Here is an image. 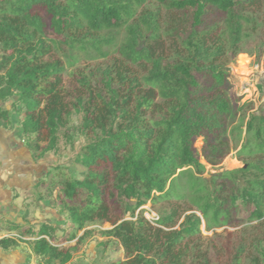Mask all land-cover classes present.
<instances>
[{
  "label": "trees",
  "instance_id": "16d2710c",
  "mask_svg": "<svg viewBox=\"0 0 264 264\" xmlns=\"http://www.w3.org/2000/svg\"><path fill=\"white\" fill-rule=\"evenodd\" d=\"M259 1L0 0V102L25 106L22 129L36 162L57 151L61 131L73 114L81 116L78 131L87 144L75 162L85 171L63 181L58 199L75 234L89 224L111 226L103 235L125 253L112 264H186L203 223L207 231L230 226L242 219L238 212L264 220V164L209 180L195 148L203 138V157L212 166L232 150L223 61L242 52L245 6ZM67 52L99 58L116 52L145 72L106 70L103 87L73 73L78 86L68 89ZM10 124L9 111L0 109V127ZM245 126L243 150L264 156V115ZM64 137L73 144L69 133ZM149 202L166 208L155 224L141 210ZM57 232L43 224L23 233L34 239L32 252L43 264L74 257L73 248L55 244ZM18 244L0 240L5 250Z\"/></svg>",
  "mask_w": 264,
  "mask_h": 264
},
{
  "label": "rangeland",
  "instance_id": "374dc122",
  "mask_svg": "<svg viewBox=\"0 0 264 264\" xmlns=\"http://www.w3.org/2000/svg\"><path fill=\"white\" fill-rule=\"evenodd\" d=\"M245 8L248 19L242 52L235 56L229 53L223 61L229 72L225 94L233 107L226 131L232 150L225 160L212 166L203 157L204 139L195 142L201 162L206 166L205 177L209 180L218 174L246 168L252 162L264 164L263 155L243 150L247 137L245 125L252 116L264 115V1ZM165 16L167 19L172 18L167 13ZM213 18L210 15L209 21ZM63 60L68 63L67 72L63 76L64 86L68 89L78 86L73 73H83L90 78L93 87H103L106 70L131 72L132 77L141 76L145 72L142 67L123 61L116 52L107 58H99L94 52H67ZM112 76L115 77V74ZM14 102H0V109L9 111L11 123L9 129L0 127V182L4 188L6 185V189L11 190L9 215L12 218L11 221L5 217L0 220V240L18 239V249L29 256L27 264H43L32 252L30 243L34 239L23 233L28 229L39 231L43 224H48L58 229L55 244L74 249V257L69 264H112L124 260L125 253L120 243L103 235L104 230L111 229L109 224H89L87 229L75 234L69 215L61 212L58 196L61 195L63 181L71 177L82 178L85 171L75 162L87 144L85 136L78 131L82 123L81 116L73 114L67 132L61 131L57 151L48 153L36 162L22 129L25 106L15 104V107ZM67 133L71 135L73 144L64 137ZM12 183L15 187H12ZM164 206L163 203L154 207L149 202L141 210L155 224L161 213L166 211ZM236 217L242 219L235 220L230 226L209 231L203 223L202 233L191 243L186 264H264V220H249L246 213L242 212H238ZM127 218L131 219V215H127ZM13 222L22 224L20 231L12 230ZM86 230L88 233H85ZM73 236L76 238L70 240Z\"/></svg>",
  "mask_w": 264,
  "mask_h": 264
},
{
  "label": "crops",
  "instance_id": "0c3cea01",
  "mask_svg": "<svg viewBox=\"0 0 264 264\" xmlns=\"http://www.w3.org/2000/svg\"><path fill=\"white\" fill-rule=\"evenodd\" d=\"M18 184H19V181H18ZM12 187H15V184L12 183ZM10 199H11V190L6 189V185L4 188L0 182V220L3 217H5L7 220H10V221L12 219L11 216L9 215L10 214L9 206H11L9 202ZM13 223L14 224L12 225H20L22 228V224L15 223V222ZM28 261H29L28 254H26L22 249H18V247L17 248L12 247L8 250L0 248V264H27Z\"/></svg>",
  "mask_w": 264,
  "mask_h": 264
}]
</instances>
